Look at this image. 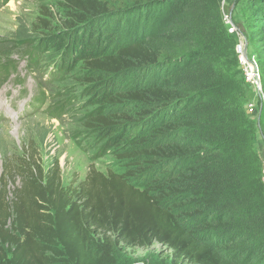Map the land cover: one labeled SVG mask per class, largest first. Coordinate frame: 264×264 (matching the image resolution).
Segmentation results:
<instances>
[{
    "label": "trees",
    "instance_id": "trees-1",
    "mask_svg": "<svg viewBox=\"0 0 264 264\" xmlns=\"http://www.w3.org/2000/svg\"><path fill=\"white\" fill-rule=\"evenodd\" d=\"M115 1L60 0L68 17L63 30L29 43L24 54L34 64L44 51L59 53L54 73L62 80L81 67L82 131L97 135L99 153L127 160L134 171L104 176L91 168L79 205L62 187L58 166L49 172L34 162L6 167L0 264H111V233L127 247L166 245L174 260L264 264L262 158L244 108L252 87L221 0H126L127 7L112 10ZM242 1L245 18L237 29L257 61L264 96V0ZM151 9L169 13L148 30ZM131 13L144 17L139 34L118 42L113 29L102 43L108 21L117 27ZM16 67L6 66L0 52L3 80ZM75 99H63L56 115ZM16 168L22 186L9 201L4 181ZM160 169L163 178L152 188L130 182ZM171 196L178 201L169 204Z\"/></svg>",
    "mask_w": 264,
    "mask_h": 264
},
{
    "label": "rangeland",
    "instance_id": "rangeland-1",
    "mask_svg": "<svg viewBox=\"0 0 264 264\" xmlns=\"http://www.w3.org/2000/svg\"><path fill=\"white\" fill-rule=\"evenodd\" d=\"M127 6L126 0L111 3L112 10ZM221 9L225 20L233 23L236 29L239 21L245 18L242 0H221ZM159 12L165 13L161 16ZM167 12L169 13L168 10L151 9L144 20L148 21V30L163 21ZM143 18L141 16L137 20V15L131 13L126 22L120 21L117 27L113 21H108L104 33L101 31L99 34L100 40L102 43L106 42V32L113 29L118 32V42L133 39L140 32ZM67 19L66 10L60 0H0V52L3 53L6 66L13 62L17 66L7 81L0 76V172L6 167H17L18 164L26 162H34L44 172L58 166L62 187L70 193L73 201L81 205L86 199L85 195H81V185L90 174L91 168L104 176L108 172L124 174L128 170L134 171V168L129 166L130 162L121 160L112 153H99V139L95 137L97 135L82 131V103L85 98L79 97V94L85 87L78 75L81 67L76 73H68L62 80L59 74L55 76L54 73L57 64L61 63L59 53L44 51L43 55H37L34 64H29L24 54L29 43L41 42L46 35L63 30ZM237 35L236 46L240 42L244 45L245 36L238 29ZM249 49L250 46L247 45L248 56ZM79 66L77 64L76 69ZM247 91L244 108L247 116L254 121V135L257 148L260 149L261 175L264 180V105L258 122L260 105L264 98L261 99L253 88H248ZM72 96L77 99L67 105L64 113L56 115L55 107L63 99ZM121 111L122 109L119 110ZM130 133H133L132 129ZM16 172V176L11 173L8 180L4 181L7 184L9 201L22 186V170L16 168ZM163 172L160 169L153 178H130V182L136 187L152 188L153 184L150 182L163 178ZM1 184L2 182L0 186ZM151 193L158 195L156 190ZM167 200L170 204L177 202L178 198L171 196ZM179 212L181 211L175 210L174 213L182 220ZM93 234L98 236L97 233ZM111 234V240L115 244L111 264H195L188 260H174L172 249L158 242L127 247L122 243L117 244L116 234Z\"/></svg>",
    "mask_w": 264,
    "mask_h": 264
},
{
    "label": "built area",
    "instance_id": "built-area-1",
    "mask_svg": "<svg viewBox=\"0 0 264 264\" xmlns=\"http://www.w3.org/2000/svg\"><path fill=\"white\" fill-rule=\"evenodd\" d=\"M228 26V32L234 33L237 31L236 27L232 25L233 23L226 20ZM243 43L240 42L236 46V52L238 54V59L243 72L244 80L247 85L252 87L256 92L261 91V82H260V72L258 70V64L254 56H248L247 58L242 53ZM262 92V91H261Z\"/></svg>",
    "mask_w": 264,
    "mask_h": 264
},
{
    "label": "water",
    "instance_id": "water-1",
    "mask_svg": "<svg viewBox=\"0 0 264 264\" xmlns=\"http://www.w3.org/2000/svg\"><path fill=\"white\" fill-rule=\"evenodd\" d=\"M247 45H248V41H247V38L244 37V45H243V50H242V53L244 54V56L247 58ZM258 95L261 99H263L264 97L262 96V92L261 91H258ZM264 105V100H262L261 102V105H260V113H259V117H258V122H259V118H260V115H261V112H262V107Z\"/></svg>",
    "mask_w": 264,
    "mask_h": 264
}]
</instances>
